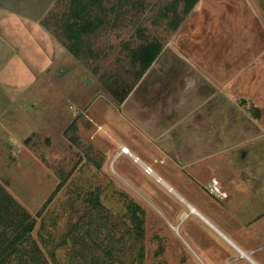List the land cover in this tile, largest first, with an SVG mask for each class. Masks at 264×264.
Segmentation results:
<instances>
[{
  "label": "rangeland",
  "instance_id": "obj_1",
  "mask_svg": "<svg viewBox=\"0 0 264 264\" xmlns=\"http://www.w3.org/2000/svg\"><path fill=\"white\" fill-rule=\"evenodd\" d=\"M254 3L264 17V0ZM184 6L62 0L43 9L47 27L4 12L10 20H0V43L7 42L0 44V250L35 224L0 264H200L166 220L175 196L154 176H144L147 185L124 176L119 163H109L112 148L102 139L105 129L126 124L118 104L141 72V47L171 34L170 21L184 16ZM87 22L91 31L82 29ZM103 84L115 95L100 92ZM86 105L103 130L86 120ZM214 159L222 173L246 167L262 191L252 197L255 210L264 207V176L257 177L264 165L230 152Z\"/></svg>",
  "mask_w": 264,
  "mask_h": 264
},
{
  "label": "crops",
  "instance_id": "obj_2",
  "mask_svg": "<svg viewBox=\"0 0 264 264\" xmlns=\"http://www.w3.org/2000/svg\"><path fill=\"white\" fill-rule=\"evenodd\" d=\"M61 1L0 0V20H10L9 12L25 24L46 26L43 9ZM254 2L197 0L177 24L170 21L171 34L154 41L160 51L118 104L126 124L105 129L102 138L112 148L109 163H119L124 176L136 185L154 176L175 196L166 220L200 264H264V207L255 210L252 198L262 191L253 188L246 167L222 173L214 159L230 152L241 162L264 165V17ZM88 79L93 86V76ZM100 88L115 95L102 90L109 86ZM87 105L86 120L103 130ZM213 178L225 193L209 190Z\"/></svg>",
  "mask_w": 264,
  "mask_h": 264
},
{
  "label": "trees",
  "instance_id": "obj_3",
  "mask_svg": "<svg viewBox=\"0 0 264 264\" xmlns=\"http://www.w3.org/2000/svg\"><path fill=\"white\" fill-rule=\"evenodd\" d=\"M180 1L185 2V6H186L185 11L186 12H188L189 9L197 2V0H176V1L174 0V5H176V3L178 4ZM171 5H173V4H171ZM85 24L86 25H84L82 27V29H84V30L89 29V31H91V29H92L91 24L89 22H87ZM171 24L175 25V24H177V22L174 23V19H172ZM79 34H80V32H78V34H76L75 36L78 37ZM141 48H140L142 50L140 52L141 64H142L141 68L143 69V68H146L154 60L155 56L157 55V53L161 49V45L159 42H149V43L143 45ZM146 54H148V55H146ZM51 199H52V196L49 198V201ZM34 224H35L34 221L29 222L23 229H21L17 233V235L14 238H12L8 243H6L2 247V249L0 250V261L3 259V257H5L10 251H12L14 249L16 244L25 235V232L31 230L34 227Z\"/></svg>",
  "mask_w": 264,
  "mask_h": 264
},
{
  "label": "built area",
  "instance_id": "obj_4",
  "mask_svg": "<svg viewBox=\"0 0 264 264\" xmlns=\"http://www.w3.org/2000/svg\"><path fill=\"white\" fill-rule=\"evenodd\" d=\"M123 149H126L128 150L127 147H123ZM145 170L148 172V173H152L153 172V167L151 165H145ZM208 188L211 192L215 193V194H219L220 193H225V192H222L220 190V187H219V184H218V181L217 179L213 178V181H212V184H209L208 185Z\"/></svg>",
  "mask_w": 264,
  "mask_h": 264
},
{
  "label": "bare ground",
  "instance_id": "obj_5",
  "mask_svg": "<svg viewBox=\"0 0 264 264\" xmlns=\"http://www.w3.org/2000/svg\"><path fill=\"white\" fill-rule=\"evenodd\" d=\"M126 152V151H125Z\"/></svg>",
  "mask_w": 264,
  "mask_h": 264
}]
</instances>
